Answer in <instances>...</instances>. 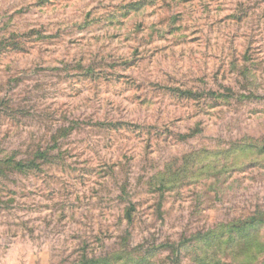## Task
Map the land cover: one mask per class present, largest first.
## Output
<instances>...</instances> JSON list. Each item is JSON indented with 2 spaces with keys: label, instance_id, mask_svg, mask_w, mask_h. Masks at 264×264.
I'll list each match as a JSON object with an SVG mask.
<instances>
[{
  "label": "rangeland",
  "instance_id": "rangeland-1",
  "mask_svg": "<svg viewBox=\"0 0 264 264\" xmlns=\"http://www.w3.org/2000/svg\"><path fill=\"white\" fill-rule=\"evenodd\" d=\"M0 264H264V0H0Z\"/></svg>",
  "mask_w": 264,
  "mask_h": 264
}]
</instances>
